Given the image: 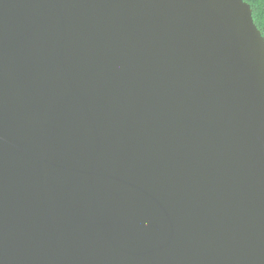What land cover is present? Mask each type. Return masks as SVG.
<instances>
[{
	"label": "water",
	"instance_id": "water-1",
	"mask_svg": "<svg viewBox=\"0 0 264 264\" xmlns=\"http://www.w3.org/2000/svg\"><path fill=\"white\" fill-rule=\"evenodd\" d=\"M0 264H264L245 0H0Z\"/></svg>",
	"mask_w": 264,
	"mask_h": 264
},
{
	"label": "trees",
	"instance_id": "trees-1",
	"mask_svg": "<svg viewBox=\"0 0 264 264\" xmlns=\"http://www.w3.org/2000/svg\"><path fill=\"white\" fill-rule=\"evenodd\" d=\"M251 7L253 20L264 37V0H245Z\"/></svg>",
	"mask_w": 264,
	"mask_h": 264
}]
</instances>
